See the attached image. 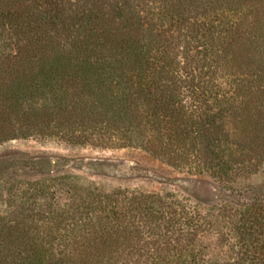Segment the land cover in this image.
<instances>
[{"label":"trees","instance_id":"trees-1","mask_svg":"<svg viewBox=\"0 0 264 264\" xmlns=\"http://www.w3.org/2000/svg\"><path fill=\"white\" fill-rule=\"evenodd\" d=\"M35 136L139 149L250 197L212 219L26 182L0 264H264V184L241 188L264 173V0H0V144Z\"/></svg>","mask_w":264,"mask_h":264},{"label":"rangeland","instance_id":"rangeland-1","mask_svg":"<svg viewBox=\"0 0 264 264\" xmlns=\"http://www.w3.org/2000/svg\"><path fill=\"white\" fill-rule=\"evenodd\" d=\"M60 177H66L67 185L105 193L125 190L172 196L212 219L221 206L250 197L243 191L229 192L208 177L175 169L139 149L71 145L58 138L35 136L0 144V220L14 216L16 206L23 202L26 182ZM54 183L50 193L59 182ZM261 184L263 172L242 180L241 188ZM204 240L219 253L214 237Z\"/></svg>","mask_w":264,"mask_h":264}]
</instances>
